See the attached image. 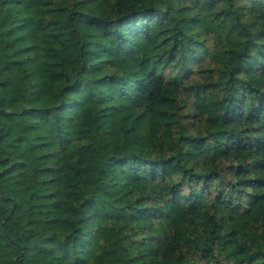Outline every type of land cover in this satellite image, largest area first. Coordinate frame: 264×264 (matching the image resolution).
<instances>
[{
  "label": "trees",
  "instance_id": "obj_1",
  "mask_svg": "<svg viewBox=\"0 0 264 264\" xmlns=\"http://www.w3.org/2000/svg\"><path fill=\"white\" fill-rule=\"evenodd\" d=\"M0 264H264V0H0Z\"/></svg>",
  "mask_w": 264,
  "mask_h": 264
}]
</instances>
